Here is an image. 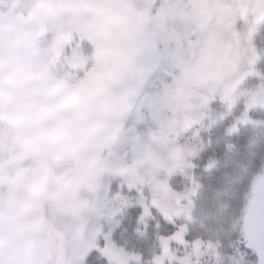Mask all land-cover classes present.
I'll list each match as a JSON object with an SVG mask.
<instances>
[{
  "label": "rangeland",
  "instance_id": "1",
  "mask_svg": "<svg viewBox=\"0 0 264 264\" xmlns=\"http://www.w3.org/2000/svg\"><path fill=\"white\" fill-rule=\"evenodd\" d=\"M80 15L53 0H0L4 38L13 41L5 48L0 91V207L16 230L17 255L42 264H85L97 251L109 264H141L113 237L124 213L138 207L141 226L152 212L177 223L172 234L157 239L159 251L149 264L214 258L215 242L186 240L197 187L191 173L196 137L210 118L231 114L239 104L228 133L264 107L258 64L264 49L255 43L264 0H197L184 10V24L169 25L177 36L170 47L161 44L165 58L119 130L96 125L70 136L75 114L55 103L42 110L29 84L41 64L66 86L97 71L93 47L80 43V35L89 34L76 22ZM89 25L108 28L107 21L90 19ZM70 31L80 35L57 46V35ZM182 68L186 74L177 86L173 76ZM101 136L110 139L95 153ZM177 175L180 189L171 184ZM238 230L255 255L252 264H264V164L251 182Z\"/></svg>",
  "mask_w": 264,
  "mask_h": 264
},
{
  "label": "snow or ice",
  "instance_id": "2",
  "mask_svg": "<svg viewBox=\"0 0 264 264\" xmlns=\"http://www.w3.org/2000/svg\"><path fill=\"white\" fill-rule=\"evenodd\" d=\"M59 7L77 9L82 15L76 22L88 30V35L76 31L60 32L56 45L64 42L66 36L73 39L80 35V43L93 47L99 60L97 71L85 76L79 83L66 86L38 65L33 72L29 86L37 91L42 110L51 104H60L75 114L68 129L70 136L86 131L96 125L118 131L131 109L140 101V95L165 52L161 44L170 47L177 36L175 29L169 32L170 24H184V10L197 0H53ZM107 21L108 28L95 31L89 20ZM95 33L94 35L92 33ZM189 32L188 35H193ZM6 46L3 21L0 20V91L3 89L4 57ZM107 74V80L104 75ZM186 74L181 69L179 76H173L178 86ZM167 87V86H166ZM110 137L101 136L95 145V153L103 151ZM3 168L0 167V173ZM18 237L16 230L5 220L0 207V264H42V261L17 255Z\"/></svg>",
  "mask_w": 264,
  "mask_h": 264
},
{
  "label": "trees",
  "instance_id": "3",
  "mask_svg": "<svg viewBox=\"0 0 264 264\" xmlns=\"http://www.w3.org/2000/svg\"><path fill=\"white\" fill-rule=\"evenodd\" d=\"M255 43L264 49V21L259 24ZM264 72V57L259 61ZM231 114L210 118L196 141L198 154L192 159V175L197 183L193 220L187 225L186 240L200 238L216 243V256L202 258L199 264H252L255 255L239 237L238 224L253 178L264 164V107L249 112L251 122L238 124L227 132ZM231 115V116H230ZM178 176V177H177ZM171 180L176 189L182 183L179 175ZM140 210L132 207L122 216L113 237L122 247L140 256L141 264L158 253L157 239L172 234L176 222H166L152 212L146 225L138 224ZM207 260V261H206ZM85 264H109L97 251H92Z\"/></svg>",
  "mask_w": 264,
  "mask_h": 264
}]
</instances>
